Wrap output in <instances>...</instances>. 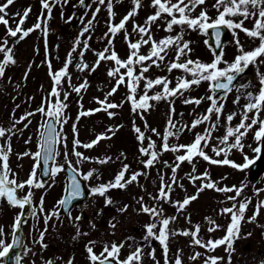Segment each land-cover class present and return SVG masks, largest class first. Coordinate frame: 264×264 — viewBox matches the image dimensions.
<instances>
[{"label":"rangeland","instance_id":"rangeland-1","mask_svg":"<svg viewBox=\"0 0 264 264\" xmlns=\"http://www.w3.org/2000/svg\"><path fill=\"white\" fill-rule=\"evenodd\" d=\"M78 1V0H77ZM113 0V17H109V12L107 8V0L105 4L99 5L97 0H90L89 8L86 10L83 20L79 27L73 34L67 35L62 31V25L68 23L71 11L77 7L78 2L74 0H61L57 6L52 7L51 18L48 19V11L45 9L43 12L42 4L37 2L38 5L33 6V11L40 10L39 18L29 16L24 21L22 25L24 30L30 28L31 25H35L38 22L41 23V28L36 29L30 33V37L24 41L19 39V34L17 37H10L11 48L14 47V53L19 58V63L23 68L26 65V53L22 47H30V56L34 57V50L36 53V48L40 46L39 34L44 32V21L47 20V27L51 31H55V36L48 34L44 41H47V49L41 54L48 62L51 63V69H54L52 62L55 60L54 47L56 45V52L59 54L58 57L61 58L60 62L65 64L66 60L69 59V53H71V66L75 71L71 81H62L61 85L57 87L60 92V99L67 107L63 110V116L66 118L67 122L63 124L62 129L60 124H58V132L62 139L58 142L59 155L56 156L55 164L64 165L70 162L76 167V169L83 175L89 170L95 169L93 176L86 181L89 189L100 183H106L114 179L117 172H119L124 164L129 165L128 172L126 173V178L131 176L132 172H145L146 175H141L138 177L137 182L128 185L125 189H113L109 191L108 195L111 196L115 202L113 206L109 208H104V198L99 196H91L86 199L84 203L77 204L74 206L73 212H71L72 217L75 218L77 215L81 214L83 210L85 219L80 223L81 233H88L87 236L81 235L78 239L73 240V236L76 234V228L73 227L72 222L69 221L67 216L60 214V219L57 220L55 217L48 222V231L45 235L44 243L48 245L47 249H41L39 244H34L33 239L39 238L36 223L37 215H45L53 211H57L58 201L54 203L56 205L49 206L47 201L43 200L44 212L39 211L41 196L44 192L47 193V189H50L49 194L53 192V189H57V185L51 186L50 181L60 183L64 185V172L61 171L51 177L48 181L49 183L43 188H32L33 193L32 199L37 200L34 204L36 210V215L30 214L29 220L25 223V235L26 242L24 247L31 248L33 253H28L24 255V247L22 250V261L24 264H42L43 261L49 259L53 260L54 263L67 264L68 260H76L84 258L88 260V253L85 250V245L89 240L97 241L94 251L99 254L104 243H120L124 242L125 246L121 249L120 259L123 260L127 255L134 251L138 244H142V237L145 235V225L153 222V219L146 213L140 212V203L138 202L141 197H143V203L147 206L156 205L163 208L164 216L173 217L176 219L174 222L170 223L169 228L171 230L180 232L183 230H194L195 225L200 226L199 238L203 242L208 240H216L223 238L225 231L230 223L231 215L223 214L222 209L226 207H232L235 203L237 206L241 202H248V207L244 213V219L240 224V238L235 240L233 248L234 251L231 253V264H264V207L259 208L258 214H256V219L250 222V218L257 213V206L264 201V175L259 178L250 179L247 174V169L238 170L229 165H213L204 161L200 157L194 159V164L196 168L195 175L202 174L207 170L211 174V179L217 181L219 187L224 186H237L240 187L244 185L241 195L236 198V200H228L227 197L235 196V192L221 193L211 189H205L200 192L197 199L192 201L186 208L178 212L172 203H166L164 201L154 200L151 197H155L158 194L160 188V177L164 176L165 182L170 183V177L172 176L171 167H166L164 162L167 161L169 165H173L176 161L175 158L178 155H183L184 151L180 152H162L159 156V160L155 165L149 169H145L142 160L145 161L148 157L142 155L139 151L141 147H147V138H150L156 144V151L160 152L163 135L165 129L168 126L169 119V101H150L153 105L150 111H144L142 113L143 119L141 118V111L133 112L132 104L128 100V87L127 80L124 84L116 90V92L108 96V102L120 105L118 108L108 109L107 111L94 112L92 115L81 116L79 120L77 117L81 111H88L90 109L100 108L98 100L103 101L107 93L116 85V78H111L107 75L108 69L114 67V62L112 61H102L95 72L99 75L92 79L89 74L92 72L91 67L97 60L96 53L103 51L106 47L114 49L121 60H126L130 49L128 46V40L135 42L140 39V34L133 31L134 25H144L148 16L153 15L156 9L152 6L151 0H141L142 6L138 9L137 14L131 18L126 24L125 29L116 34L114 38L105 37V33L108 32L109 24H118L129 11L132 10L133 0ZM6 0H0V4H3ZM175 2V0H173ZM21 3V4H19ZM33 3V2H32ZM50 3V0H49ZM216 0H205L203 5L197 6L191 15L196 17L201 11H206L210 20L216 19L218 16V11L214 7ZM26 4V0H15V2L9 6L6 10L9 19L8 27L15 28L19 22L20 17L17 13L23 14L25 9H29L31 4H29L25 9L23 5ZM99 7L100 11L96 13L95 20H93L92 27L89 32L84 33L83 36L80 35L83 28L88 24L89 20L93 19V13L96 12V8ZM43 12V15L41 16ZM46 12V17H45ZM99 19V21H97ZM170 19L166 15L157 20L151 26L152 38L159 41L167 36H175L178 33H183V39L190 41L191 51L187 56L181 57V62L186 59H191L193 61L199 60L202 63H211L214 59L213 52L211 48L205 44L207 39V34L199 30H191L186 26L182 27L179 25L173 26L171 32L166 31V21ZM233 20L238 22V17H232ZM97 21V23H96ZM96 23V24H95ZM3 24H0V26ZM254 25V18H249L244 21V27L251 29ZM15 26V27H14ZM3 30H0V33ZM36 33V34H35ZM125 33L128 34V40L125 39ZM59 35V36H58ZM81 40V45L76 48L75 57H73L74 52L72 51L76 39ZM112 39V44H108V39ZM146 38V37H145ZM203 38V40H202ZM236 38L240 41V46L238 47L235 40ZM57 40V44H56ZM87 40L89 48L87 50L83 49V41ZM201 42H204L203 44ZM15 43V46H14ZM259 39H254L248 37L243 31L235 30V36L232 35L230 41L225 45L224 51L226 54L222 57L223 61L231 63L234 61L235 57L241 54L240 48L242 47L244 51H250L259 46ZM151 45H142L140 48V54L147 55L150 51ZM83 51V62L89 65V68L80 71L77 69L76 65L81 62L80 52ZM175 59V47L168 50V55L164 62L160 64L159 67L153 65L145 76L148 79L155 80L157 77H166L171 83L170 88L176 86L177 80L180 77H185L191 79L192 77L183 72L182 70L174 69L172 72L167 71V65ZM206 60V61H205ZM264 60V56L258 58L257 62L253 68V71L242 77L232 90L227 93L226 98L222 101L224 107L222 113L220 114V119L217 121L216 114H212L209 121H206L195 128L191 127L192 122L207 113V109L210 106V101L207 99L211 95L210 82L201 81L199 85H193L190 89L185 91L183 95H179L174 98V109L175 112L172 114L173 121L178 126L187 127L183 131L179 132L175 137H169V145L177 144H190L194 141L197 134H204L205 129L209 128L211 124L216 123L217 128L212 132V139L210 140L209 147L205 149L207 154L214 159H224V156L216 157L212 152V146L218 144V139L223 137L226 132V128L231 126L235 128L241 121V114L243 113L244 106L249 103L247 97L248 93L253 95L258 94L261 84L259 77L257 75V69L261 74H264V63L260 61ZM149 63V62H145ZM32 64V62H31ZM35 66V65H33ZM32 66V67H33ZM219 67H226L225 63H221ZM140 66L137 65L136 71L139 73ZM28 69V68H27ZM48 66L45 63H38L34 70L29 71L30 74L27 78L21 79L16 78L15 81H10L6 75L4 82L1 83L2 78H0V98L3 97L6 100L0 106V127L9 129L15 124L17 129L14 135L10 138L6 136L5 138H0V145H5L6 142L11 145V152L8 154V165L11 170L9 174V179H16V181H25L33 170L35 160L32 155H23V153H35L39 150L40 142V132L42 130L41 125L43 124L44 114L37 112L36 110L44 105V102H38L40 97L45 99L46 95V105L45 109L50 103H54L57 97H52L49 93L52 90L53 83L48 84L44 81L39 80L41 75H44L45 80L48 75ZM59 69L57 68L56 71ZM55 71V72H56ZM121 69V72H124ZM36 74V76H34ZM34 77H37L34 78ZM85 80L88 82L86 89H82L78 94L73 91V88L79 86ZM144 83L141 80L137 88L136 98L139 99L140 95L144 94ZM17 85V86H16ZM25 88L23 93L18 89V86ZM69 86L68 90L66 87ZM72 87V88H71ZM17 88V89H16ZM67 90V91H66ZM162 91V86L158 85L148 91V95H154ZM68 93V99L64 100V93ZM78 96H77V95ZM42 95V96H41ZM223 95V94H222ZM24 96V97H23ZM15 97V98H14ZM237 97H239L238 102ZM189 98H203L199 105L196 104H185L184 100ZM113 112L115 115L109 117L108 112ZM35 113L34 115L28 117L27 120L21 121L20 118L25 116L27 113ZM236 113L233 120L227 121V116L229 114ZM255 115V112L249 113V116ZM260 118H264V110L260 113ZM16 121H20L16 123ZM119 122L122 127L115 132L116 122ZM250 122V120L248 121ZM76 125L77 134L74 135L73 125ZM147 124V127H145ZM27 125V127H25ZM60 126V129H59ZM134 126L139 127L141 131L147 136L143 143L136 141L137 133L134 131ZM111 128L114 132H109L108 129ZM131 128V129H130ZM156 129L159 135L153 133L151 130ZM258 129V125L254 126L249 130L248 134L243 138L242 143L245 145L243 151L233 149L229 154L228 158L238 164H243L244 156L248 158L253 157L255 154L253 149L258 146V142L254 139V133ZM99 134H106L111 137V139L101 140L97 145L91 149H86L84 147H77L76 151L81 152L84 156L89 157V160H81L78 163V158L73 154V141L78 139L82 144H86L96 139ZM233 138H230V143ZM83 141V142H82ZM123 143V144H122ZM65 153H67V161L65 160ZM121 153L124 155L122 156ZM105 157H111V160L106 164L97 163V160L104 159ZM94 161V162H93ZM94 167V168H92ZM193 164L187 161L183 162L179 169L177 170V178L183 187L173 186V191L171 193V201H183L186 196L196 195L197 189L199 188L201 181L197 180L193 184L188 179V174L192 173ZM37 178L38 176V168ZM14 174V176L12 175ZM128 174V175H127ZM153 177V178H152ZM40 180V179H39ZM47 183V182H46ZM60 189V186L59 188ZM28 187L20 190L21 196L28 193ZM183 191L187 195L183 196ZM62 192V190H61ZM57 196V194H56ZM48 198V196H47ZM125 204L129 205L126 212L123 214L116 211L118 208H122ZM87 205V209L84 206ZM7 205L5 199H0V227L4 228L3 239L5 243L8 238L9 228L12 225L13 218L16 214V208L18 212L19 207H10ZM100 209H104L103 214L97 216V212ZM115 217L113 223H116V227L113 229L109 226V221ZM229 220V221H228ZM89 221L96 225L95 229L90 227ZM210 221H214L219 227L212 232H209V228L213 225ZM54 226V227H53ZM28 231V236H27ZM156 231H159V225ZM29 237V238H28ZM132 239H129V238ZM178 243V245H177ZM151 246H144L143 264H155V261L149 255L153 249H155L156 261L159 264H164V253L158 241L152 240L150 242ZM177 252H181L182 264H204L205 259L209 256L222 257L223 259L219 261V264H228L229 253L226 251V246H219L215 250H208L203 247L193 245L191 236L176 235L171 237L169 240V264H174V259L176 253L173 255L171 247ZM49 252H48V251ZM201 253V255L196 259L192 260L195 253ZM183 257V258H182ZM59 258V259H57ZM2 260V258H0ZM75 264H80L75 262ZM86 264H90L89 260Z\"/></svg>","mask_w":264,"mask_h":264},{"label":"snow or ice","instance_id":"snow-or-ice-1","mask_svg":"<svg viewBox=\"0 0 264 264\" xmlns=\"http://www.w3.org/2000/svg\"><path fill=\"white\" fill-rule=\"evenodd\" d=\"M15 0H6L3 4H0V24L5 26L9 25V19L7 9L11 6ZM67 2V0H65ZM81 5H83L84 0H80ZM99 5L105 4V0H97ZM152 6L156 9L153 15L148 16L144 25H134L133 31L138 32L140 34V39L132 42L128 40V34L125 33V39L128 40V46L130 49V53L126 60H121L116 51L109 47H106L103 51L96 53L97 60L91 67V71L95 72L99 67L102 61H112L114 62V67L108 69L107 75L111 78H116V85L111 89L109 93L105 96L103 101L98 100L97 102L101 105L100 108L90 109L88 111H81L77 117V120L80 119L81 116L92 115L94 112L98 111H107L108 109H114L120 107L115 103L108 102L107 97L113 95L116 90L120 87V85L124 84L127 80L128 87V100L132 104L133 112H137V110L141 111V118L143 119L142 113L144 111L149 110L153 105L150 101H161L168 100L169 101V119L168 126L165 129V133L162 137L163 143L160 149V152H157L156 144L150 138L148 139L147 147H141L139 149L140 153L148 159L142 161L144 168L149 169L158 162L159 156L162 152H180L184 151L183 155H178L175 158V163L173 165H169L167 161L164 162L166 167H171L172 176L170 177V183H166L164 176L160 177V188L158 194L155 197H151L154 200L164 201L166 203H172L173 206L177 209L178 212L183 211L186 206H188L192 201L197 199L200 192H203L205 189H211L221 193H230L235 192V196L227 197L228 200H236L238 196L241 195L243 191L244 185L237 187L235 185L229 187H219L217 181H213L211 179V174L205 170L200 175H195L196 168L194 164V159L196 157L202 158L204 161H207L213 165H229L238 170H245L250 165L255 164V160H250L247 156H244V163L238 164L228 158V154L233 150L243 151L245 145L242 143L243 138L248 134L249 130H251L254 126L258 125V129L254 133V139L258 142L264 141V119L260 118V113L264 110V74H261L257 69V75L260 80L261 88L258 94L253 95L252 93H248L247 97L249 99V103L244 106L243 113L241 114V121L235 127L228 126L226 128L225 135L218 139V144L212 146V152L216 157L224 156V159H214L210 157L205 151L206 148L209 147L210 140L212 139V132L217 128V124L213 123L209 128L205 129L204 134H197L192 143L184 145H169L168 140L169 137H175L177 134L184 130L186 125L178 126L172 119V114H174V98L183 95L185 91L190 89L193 85H199L201 81H209L210 82V91L214 93H223L222 96H214L210 95L207 99L211 102L209 108L207 109V113L195 119L191 127L195 128L196 126L209 121L212 114H216L217 121L220 119V114L223 110V103L220 102L224 98H226L227 93L232 90L234 87L233 82L245 73L247 69H249L250 65H255L258 58L264 56V0H216L214 7L218 11V16L214 20H210V17L207 15L206 11H201L200 14L196 17H193L191 13L193 10L205 3V0H151ZM42 8L48 11V19L51 18V10L52 5L49 3V0H41ZM142 6L141 0H133L132 10L128 12L127 15L120 20L118 24H109L108 32L105 33V37L114 38L116 34L125 29V24L133 18L138 9ZM107 8L109 12V17L114 15L113 13V0H107ZM31 9H25L23 14L17 13L16 15L20 17L19 22L17 23L15 29L8 27L7 34L10 37H17L19 34V39L23 40L27 37L32 31L41 28V23L35 24L32 28L24 30L22 25L24 21L29 16ZM100 11V8H96V12L93 13V19L88 21V24L83 28L80 33L81 36L84 33L89 32L92 27L93 20H95L96 13ZM169 17L166 21V31L171 32L173 30V26H186L191 30H199L205 34H207L209 29L214 30V36L216 40V47L220 48V54L214 53V59L211 63H202L199 60L193 61L191 59H186L181 62V57L187 56V54L191 51L189 45L190 41H186L183 39V33H178L175 36H167L159 41H156L152 38L151 34V26L157 20L162 19L164 16ZM232 17H238V22L233 20ZM254 18V25L251 29L244 27V21ZM221 26L226 27L229 30L233 31V35L235 36V30L243 31L248 37L259 39V46L250 51H244L243 48H240L241 54L236 56L234 61L231 63H227L223 61V49L220 42L221 36ZM44 34L47 36V20L44 21ZM146 37V38H145ZM237 46H240V41L238 38L235 40ZM108 44H112V39H108ZM151 45L150 51L147 55L140 54V48L142 45ZM8 41L5 39L2 43H0V53H3V60L0 61V78L4 77L5 69L9 64H15L16 61L13 55V49L8 47ZM81 45V40L79 38L76 39L74 47L72 49L73 52L76 51V48ZM45 47L47 49V41L45 43ZM172 47H175V59L172 60L167 65V71L172 72L174 69L182 70L185 73H188L192 78L187 79L185 77H180L177 80L176 86L174 88H170L169 84L171 83L166 77H157L155 80L148 79L145 76V73L149 71V69L155 65L157 67L160 66L162 62L165 61L168 50ZM89 48L88 41H83V49L87 50ZM84 52H80L81 62L76 65L77 69L80 71H84L89 68L87 63L83 62ZM149 62V63H145ZM264 63V60L260 61ZM221 63H225L226 67H219ZM71 64V53H69V59L66 60L64 66L56 71L51 72V63L49 62L50 75L53 80V87L51 92L49 93L52 97H57L54 103H50L45 109V106H41L36 111L44 114L46 117L52 118L51 122H45L41 127L44 129L40 132L41 144L39 146V150L35 153H23V155H32L35 164L33 166V170L30 173L29 177L23 182H17L16 179H9V174L11 172L8 165V154L11 152L10 143L6 142L5 145H0V199H5L9 205L13 207H19L20 209H24L26 205H31L32 203V188H43L45 187V183L37 178V168L41 167V161L43 162V170L42 175L45 177H55V175L64 170L63 165L55 164V157L59 155V153L55 150L54 144L59 142L62 137L60 133L56 131V124H60L61 129L64 123L67 122L66 118L63 116V110L67 107L65 103H63L58 97L60 96V92L57 90V87L61 85L62 79L67 77L70 81V76L68 73V67ZM137 65L140 66L139 73L136 71ZM121 69H124V72H121ZM27 72L25 73V78L27 77ZM145 81L144 83V94L139 96V99L136 98L137 88L140 84V81ZM162 86V91L158 92L154 95L149 96L148 91L155 86ZM88 86L87 80L81 83L79 86L73 88V91L76 93H80L82 89H86ZM68 99V93H64V100ZM203 98H189L185 99V104H196L199 105L202 102ZM239 97H237L238 102ZM255 112V115L249 116V113ZM35 113H27L25 116L20 118L21 121L27 120L28 117L34 115ZM109 117L115 115L113 112H108ZM236 113L229 114L227 116V121L230 122L233 120ZM250 120V122H248ZM20 121H16L19 123ZM27 127V125H25ZM147 127V124H145ZM17 129L15 128V124H13L12 128L5 129L0 127V138H5L8 136L10 138L11 135L16 133ZM109 132H113L111 128L108 129ZM134 131L137 133V140L141 143L146 139L145 133L141 131L139 127L134 126ZM153 133L159 135L156 129L151 130ZM74 135L77 134L76 125H73ZM114 134V132H113ZM230 138L232 142L230 143ZM111 139L110 136L106 134H99L96 136V139L92 140L89 143L82 144L78 139H74L73 141V154L78 158V163L81 160H89V157L84 156L81 152L76 151L77 147H84L86 149H91L95 145H97L101 140ZM253 152L256 154L261 153V147L257 146L253 149ZM123 156L124 154L121 153ZM258 158V156H257ZM65 160L67 161V153H65ZM111 160V157H105L104 159L97 160V163L106 164ZM49 161H52L53 164L49 167ZM187 161L190 164H193L192 173L188 174V179L193 184L195 181L200 180L201 184L197 189L196 195L186 196L183 201H171V193L173 191V186L183 187L177 178V170L180 165ZM69 166H71V163ZM129 165L124 164L119 172L115 175L114 179L108 181L106 183H100L96 186H93L89 189V194L91 196H99L104 198V208H109L114 205V201L111 196L108 195L109 191L113 189H125L128 185L137 182L138 177L141 175H146L145 172H133L131 176L126 178V173L128 172ZM95 169L89 170L87 173L82 175L84 181H88L94 174ZM14 176V174H12ZM25 187H28L29 191L24 196H18V190H23ZM84 195L82 186L80 181L74 175L72 177V182L70 185L69 194L58 201V207L63 208L65 214L67 215L70 222H72L73 227L76 228V234L73 236V240L78 239L81 235L87 236L88 233H81L80 231V223L85 219L83 210L80 215H77L75 218L71 215V205L72 201L76 198H80ZM141 205L140 212L148 214L153 222L145 225V235L142 237V244H138L134 251H131L127 257L123 260L120 259L121 249L124 248V242L116 243L113 242L111 244L104 243L102 251L97 254L94 251L95 245L97 241L89 240L85 245V250L88 253V260L90 264H143V255H144V246H151L150 242L152 240L158 241L160 246L163 249L164 253V264H169L168 260V252H169V240L171 237L176 235L183 236H191L192 244L203 247L208 250H215L219 246H226V251L229 253L228 264H231V253L234 251L233 245L235 240L239 239L240 233V224L244 219V213L248 207V202H241L237 206L235 203L232 207H226L222 209L223 214L231 215V222L229 223L226 234L223 238L216 240H208L206 243L203 242L199 238L200 226L195 225L194 230H183L180 232L171 230L169 228L170 223L174 222L176 217H166L163 213V208L158 207L156 205L147 206L143 203V197L138 201ZM87 205L84 206V209H87ZM129 205L125 204L122 208L116 209L117 212L123 214L127 211ZM264 207V201L257 206V213L250 218V221H254L256 219V214L259 212V208ZM39 211L41 213L44 212L43 209V197H41ZM104 209H100L97 212V216L103 214ZM32 215H36V210L33 208ZM22 216L23 212L20 215H17L14 219L12 225V243H5L3 239L4 236V228L0 227V258L8 257L10 253V249L14 247L21 246V238L17 235L18 230L21 228L22 224ZM56 218L60 219L59 211H53L45 215V228L40 232L39 238L34 240V244H39L41 249H47L48 245L44 243L45 235L48 231V222ZM116 218L113 217L112 220L109 221V226L111 228L116 227V223L112 221ZM213 225L209 228V232L215 231L219 225H216L214 221H210ZM90 227L92 229L96 228V225L89 221ZM159 225V231L157 232V226ZM54 227V226H53ZM129 239H132L131 237ZM28 253H33V250L28 247H24V255ZM35 255V253H33ZM152 259L155 261V264H159V261H156L155 258V249L149 253ZM201 253H195L190 259L196 260ZM21 256L17 255L15 257L16 264H20ZM59 259V258H57ZM222 257L217 256H209L205 259L204 264H219ZM35 264V262H33ZM42 264H54V261L49 259L47 261H43ZM67 264H73L72 260H68ZM174 264H182L181 252L178 250L174 259Z\"/></svg>","mask_w":264,"mask_h":264},{"label":"water","instance_id":"water-1","mask_svg":"<svg viewBox=\"0 0 264 264\" xmlns=\"http://www.w3.org/2000/svg\"><path fill=\"white\" fill-rule=\"evenodd\" d=\"M86 1L87 0H84L83 5H81V8L76 12L74 17L72 18L69 31H71L78 24V22L80 20L81 13H82V10L84 9V7L86 5ZM210 33L212 35V40L210 42L216 43L215 42V36H214V30H210ZM51 121H52V119H50L49 122H51ZM54 148L56 150V143L54 144ZM51 164H52V161H49V165L48 166L51 167ZM42 170H43V162L41 161V175H42ZM263 172H264V141H262V143H261V153L258 155V158L255 159V164L251 165L249 173H250L251 176H255V175H261ZM74 175H75L74 171L72 169L68 168V177L70 179H72V177ZM76 178H77V176H76ZM80 183H81V186H82V182H80ZM68 189L70 190L69 185H68ZM82 190H83V188H82ZM68 194H69V192H68ZM17 249H18V247H15L16 251L11 253V254H9V256L7 257V261L4 264H16L15 257L17 256Z\"/></svg>","mask_w":264,"mask_h":264}]
</instances>
